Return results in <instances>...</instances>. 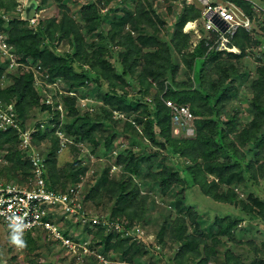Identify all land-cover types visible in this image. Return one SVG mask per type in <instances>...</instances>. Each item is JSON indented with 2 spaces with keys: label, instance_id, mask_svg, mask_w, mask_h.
Segmentation results:
<instances>
[{
  "label": "trees",
  "instance_id": "obj_1",
  "mask_svg": "<svg viewBox=\"0 0 264 264\" xmlns=\"http://www.w3.org/2000/svg\"><path fill=\"white\" fill-rule=\"evenodd\" d=\"M234 1L251 16L254 24L251 29L238 28L230 45L238 48V56L241 58L249 53V49H258L257 60L262 61L264 48L260 47L264 42L255 33L259 15H256L250 2ZM257 2L264 8V0ZM85 10L87 12L84 11V16L87 22L84 29L78 27L67 15L63 17L60 24L63 30L61 37L70 35L71 31L78 33L79 37L75 38V53H67L66 56L55 55L46 45H42L39 36L45 29V23L39 24L38 32H35L22 28L26 22L17 19L12 22L7 40L10 45L17 46V54L22 55L21 60H27L32 56L41 62V66L49 68L54 77H61L73 86L85 85L88 78L85 71H74L75 62L92 63V68L97 74L95 83L98 86H102L100 80L108 83L106 91H100L99 98L106 104L116 105L124 111L126 117L123 126L113 125L114 113H110L105 105H102L100 113L92 118L89 113L80 115L75 100L68 99V116L71 120L66 123V128L69 134L82 135L97 148L101 144L104 147L112 146L120 133L127 138L135 137V144L140 141L145 142L141 151L129 149L125 153L119 152L111 164H105L106 166L103 167L99 183L89 184L84 193L83 202L87 208L90 204L100 207L105 203L106 198L110 197L111 204L108 209L110 212L105 218L109 221H120L119 223L123 226L122 231L114 232L107 231L108 226L102 223L94 225L88 222L90 224L82 225L79 222V225L84 226L85 232L94 233L97 241L92 243L91 247L97 248L102 245L103 253L112 250L113 253L122 255L124 258H129L133 252L141 256L158 255L156 252L151 253L141 240L134 237L132 232L141 227L146 218L150 207V191L154 184H161L162 193L173 192L170 204L174 206L175 214L180 218L178 221L165 220L154 229L156 240L153 245L155 247L161 252L166 248L175 247L170 256L167 254L169 264H208L210 257L214 255L220 256L219 264H247L244 253L237 252L235 244L232 247L228 246L227 242L232 240L237 244L240 243L238 246L243 245L240 240L234 241L232 236V231L236 230L240 219L254 221L256 224L264 220V175L262 174L264 168V67L258 69L260 76L251 82L254 97L248 105V110L254 114L253 122L239 128V121H242L239 117L240 111L229 108L236 96L234 82L239 72L238 67H223L220 56L222 53L217 47H211V36H215L216 33L204 29L202 8L184 0L181 17L173 28L170 43L161 42L158 36H155L157 33L150 37L141 36L137 41L129 31L125 32L122 21L111 24L107 29L103 49L111 44L110 40L118 33H126L119 38L120 43L127 47V51L122 52L121 69L106 68L101 65L99 57L96 60L95 57H91L93 54L91 52L96 51V48L93 45H87L86 35L104 27L105 20L101 15V7L94 5ZM139 12L143 14L147 11L141 5ZM128 14L133 18L138 15L130 10ZM1 18L0 16V20ZM196 20L201 36L194 48L190 50L191 52H187L192 45V32L184 31V26L187 22ZM52 23L57 24L55 19ZM151 24L152 21L149 20L145 25ZM262 28L264 29V26ZM173 49L184 57L191 70L192 75L188 74V81L177 79L179 65L173 64ZM199 62L202 63L200 70L197 69ZM131 76L135 77L139 83L134 97L130 96L125 87V84L133 85ZM168 79L172 80V86L164 92L165 81ZM33 83V74H29L16 79L14 85L0 89V103L2 101L7 105L15 101L14 107L20 120H24L23 124L26 122L30 108L39 101V94ZM152 88L155 89V94L153 98H150ZM148 99H151V102ZM166 99L180 105L189 104L190 110L196 117L194 118V136L179 137L173 134V112L172 108L166 104ZM47 108L49 106L42 104L43 110ZM58 116L57 111L56 117ZM130 116H133V119H130ZM137 124L142 127L139 128ZM14 133H17L16 129L0 130V148L7 149L9 162L5 165L7 179L4 181L13 182L10 181L13 179L15 183L22 184L27 176L32 175L33 168L31 161L23 159V153L13 146L12 143L16 139ZM42 134H38L39 141L48 136L51 137L49 132ZM53 140L56 145L58 140L56 138ZM56 149L55 146L48 153L45 176L53 183L54 189L65 190L68 180L76 183L75 185L80 182V176L86 173L87 167L81 163L78 155L74 162H65V165H60ZM161 155L186 159L191 162V165L186 164L188 166L181 170V167L173 168L165 164L160 171L154 172L152 168L160 161ZM114 164L122 167V174L118 180L109 177L110 169ZM17 167L22 169L24 177L14 175ZM211 175L214 178H211ZM136 176L142 177L138 181ZM1 180L3 178L0 177ZM175 183H179L181 187L179 191H175ZM189 188H195L201 192L205 199L202 202L211 200L216 204L219 202V204L232 205L237 210V214L235 217L229 214L205 217L187 202ZM144 189L147 192H144ZM244 189L247 195L246 198H241L240 191ZM58 222L64 225L60 220ZM64 228L67 233L69 229ZM31 233L48 235L42 228ZM250 245L256 253H262L261 250H264V240L261 241V247L254 242ZM260 257L259 262L254 260L250 264H264V255ZM152 259L154 260L150 264L158 263V259ZM99 264L103 263L99 262Z\"/></svg>",
  "mask_w": 264,
  "mask_h": 264
},
{
  "label": "rangeland",
  "instance_id": "obj_2",
  "mask_svg": "<svg viewBox=\"0 0 264 264\" xmlns=\"http://www.w3.org/2000/svg\"><path fill=\"white\" fill-rule=\"evenodd\" d=\"M223 1L234 3L239 9L244 11V8L234 0ZM246 1L250 2V0ZM255 1L257 2L258 0ZM186 2L194 3L196 7L199 6V8H201L196 0H186ZM13 3L15 4L12 5ZM94 5L101 7V15L105 22L104 27L95 30V33L92 32L93 35H86L85 41L87 45L90 44L96 48V51L91 52L93 53L91 57H95V60L99 57L101 65L106 68L121 69V61L123 58L122 52L127 51V47L120 43L119 38L120 36H125L126 33H118V35L110 40L111 44L103 49L108 32L107 29H109L110 25L122 21L125 32L129 31L135 36L137 41L141 36L150 37L152 34L154 35L157 33L155 36H158L161 42L170 43L173 28L181 17L184 0H141V2L139 0H0V16L2 17L0 20V31H2L8 38L9 31L12 28V22L17 19L26 22V24L22 25V28L33 30L35 32H38L39 24L45 23V29L39 36L42 45H46V47L53 51L55 55L66 56L67 53L76 52L75 38H78L79 36L78 33H72L71 31L70 35L61 37L63 30L61 29L60 24H62L63 17L66 15L71 17L78 27L84 29L87 22L84 16V11L87 12L85 9ZM141 5L145 7V11L147 12H144L143 14L139 12ZM31 6H34L36 10V16L34 17L36 18L35 23H31L28 19V10ZM129 10L138 14L134 16L136 18H133V16L128 14ZM254 11L257 13L256 15H259V17H257L258 21L255 33L257 37L264 42V29L262 28L264 26V10ZM89 13H91V11H89ZM53 19L56 20V25L52 23ZM149 20L152 21V24L149 26L145 25ZM190 22L191 21L187 22L184 26V31L192 32V45L188 48L187 52H191L190 50L194 48L197 41L200 39V32H197L188 26ZM193 25L194 24H192V26ZM263 44L260 47L261 49L264 48ZM11 45L12 50L17 53V46L15 44ZM171 47L173 48L172 45ZM237 49L234 51L219 52L222 53L220 56L223 60V67H238L239 72L234 82L236 96L233 99L232 104L229 105V108L234 111H240L239 117L242 118V121H239V128H242L250 125L254 119V114L248 110V105L254 97V93L251 89V82L253 79L260 76L258 69L264 67V60H257V55L259 53L258 49H249V53L243 58L238 56L239 50ZM172 53L173 64L179 65L177 79L180 81H188L189 76L190 74L192 75V73L186 64L184 57L179 52H175L174 49ZM229 53L233 54L230 55ZM17 57V62L20 64L11 68L9 67V60L0 52V69H2V72H0V89H6L7 87L14 85L16 79L20 77H26L29 74H33V84L39 94V103L35 102L33 104L26 116V122L23 124L22 121L24 120H20L14 107L15 101L7 105L1 101L0 130H17V133H14L16 134V139L12 144L23 153V159L31 161V155L34 154V151L41 154L46 162L48 153L55 146L57 148L56 155H58L57 158L60 165H65V162H74L75 157L78 155L77 157L82 161L81 163L87 167L86 173L80 176L81 180H79L80 182L77 184L81 185V193L82 196H84L89 184L97 185L99 183L103 174V167L106 166L105 164H111L113 159H116L115 157L119 152L123 151L125 153L129 149H134L135 151H141L143 149L142 147L145 145L144 141L135 144V137L131 136L130 138H127L121 133L118 135L119 137L115 140L112 146L104 147L103 144H101L98 148L84 136L76 134L71 135L68 133L66 123L71 120V117L68 116V99L75 100L80 115L89 113V115L94 118L100 113L101 106L105 105L110 113H114L113 125L119 124L123 126L125 121L124 119L126 116L124 111L119 109L116 105L106 104L101 98H99V95H101L100 91H106L108 83L104 80H100L102 86H98L95 83L97 74L96 70L92 68V63L80 64L75 62L74 71H85V74L88 76L85 85L78 87L69 84L61 77H54L50 73L49 68L41 66V62L32 56L24 61L20 59L22 55L17 54ZM201 65L202 63L199 62L197 66L198 70L201 69ZM131 79L133 85L125 84V87L130 96L134 97L137 93L136 91H138L139 83L135 77L131 76ZM165 83L164 92L172 86V80L168 79ZM154 94L155 89L152 88L149 95L150 98H153ZM167 100L169 99H166L165 101ZM148 101L151 102V99H148ZM42 104L49 106V108L43 110ZM11 105H13L14 110ZM186 105L189 107V104ZM6 111H11V119L13 120L15 118V121H4L5 123H3L2 116L5 117ZM13 111L15 116H13ZM57 111L59 112L58 117H56ZM227 117L228 116L226 115L225 118L227 119ZM129 118L133 119V116H130ZM194 118H196L195 115ZM137 126L139 128L142 127L138 124ZM189 127L192 128L190 131ZM47 132L50 133L51 137L48 136L39 141L38 134L43 133L42 135H45ZM173 134L179 137L194 136V119L190 120L187 126L184 125V123H176L174 120ZM53 138L58 140L56 145ZM98 138L100 139L99 136ZM136 141H138V139H136ZM165 155L166 153L164 156ZM160 158V161L152 168L154 169V172L160 171L165 164H168V166L173 168L181 167V170H184L188 165H191L190 161L179 159L178 157L176 159L172 157H163L161 155ZM8 164L7 149L0 148V177L3 178V180H1L3 182L7 179L5 165ZM121 174L122 167L114 164L110 169L109 177L110 179L118 180L121 177ZM262 174L264 175V168ZM14 175L17 177H24L23 171L20 167L16 168ZM33 177L34 174L32 173L31 176L29 175L26 177V181H23L24 183L22 184H27L30 178ZM141 177L136 176V179L139 181ZM211 178H214V176L211 175ZM10 181L14 182L13 179ZM51 184L53 185L52 182ZM74 184L76 183L68 180L67 188ZM175 188V191L181 189L179 183H175ZM144 192L147 191L144 189ZM172 193L173 192L171 191L169 194H164L162 193L161 184H154L153 189L150 191V207L146 213V218L142 222V226L136 228L134 232H132L134 233V237L141 240L151 253L156 252V254H158L156 256L153 254L141 256L139 253L133 252L129 258H124L122 255L113 253L112 250L108 253H103L101 248L102 245L97 248L91 247L92 243L94 244L97 240L95 239L93 232H85V228L82 226L90 223L81 221L82 225H79L80 217H73L75 219L67 217L68 215L58 208L57 210L50 209V212H53L57 216V219H60L64 224L62 227L64 226L69 229L68 233H71V236L76 239L77 243L88 241L89 247L87 250L80 247L76 252H73L61 242L54 240L52 236L43 234L38 235V233H27L26 235H23L22 238L25 243L23 246H20L12 243L10 240L12 229L8 228L7 225H3V223H0V264H99V262L103 264H150V262L154 260L152 258L158 259L157 264H169L167 254L170 256L172 252H174L175 247L166 248L161 252L153 244H155L156 240L154 229H156L157 225L165 220L178 221L180 219L179 216L175 214L174 206H171L170 204ZM200 193L201 192L198 189L189 188L186 200L190 205L195 207L198 213L203 214L205 217H214L215 215L222 216L226 214L235 217L237 214V210H235L232 205L225 203L219 204V202L216 204L211 200L202 202L205 199ZM240 193L241 198H246V189L241 190ZM110 204L111 198L107 197L105 203L100 207H96L95 204H90V207H88L89 210H87L93 214L108 217ZM218 206H220V208H218ZM112 222H114L115 225L118 224L120 226V230L117 229L119 232L122 231L123 226L119 223L120 221L114 220ZM63 230L66 231L65 228ZM109 230L114 231L111 228H107V231ZM232 232L234 241L240 240L243 245L238 246L240 243L237 244L236 241L232 242V240H228L229 242H227V245L233 247V244H235L237 252L244 253L243 255H245L247 264L252 263L254 260L259 262L261 258L260 256L264 255V250H261L262 253H256V251L252 249L250 243L254 242L261 247V241L264 240V220L256 224L254 221L240 219L238 227ZM31 237L33 238L31 239ZM166 239H168L167 235ZM219 260L220 256H211L208 264H219Z\"/></svg>",
  "mask_w": 264,
  "mask_h": 264
},
{
  "label": "built area",
  "instance_id": "obj_3",
  "mask_svg": "<svg viewBox=\"0 0 264 264\" xmlns=\"http://www.w3.org/2000/svg\"><path fill=\"white\" fill-rule=\"evenodd\" d=\"M196 2L202 8L204 29L216 33L215 36H211V47L215 46L219 51H234L237 49L236 46L230 45V41L238 28H252L254 23L251 16L231 2L223 0H196ZM250 2L254 10H264L255 0H250ZM214 14H217L227 23L226 31H221L213 23L212 16ZM29 21L35 23L36 18L29 19ZM192 24L194 25L192 26ZM188 26L199 32L197 20L191 21ZM0 52L9 60V67L13 68L15 65L20 64L17 62V53L12 50V45L8 43L7 37L2 31H0ZM166 104L173 109V119L176 123H184L187 126L190 120L194 119V115L187 105H177L172 100H167ZM11 106L14 110L13 105ZM0 107L2 108V104ZM10 112L6 111L5 117L2 116L3 123H5L4 121L10 122L12 120ZM13 116H15L14 111ZM13 120L15 121V118ZM191 129L189 127V131ZM33 153L31 155V163L34 177L30 178L27 184L0 181V223L7 225L8 228H11V225L17 221L23 223V235L42 228L54 240L61 242L73 252H76L80 247L87 250L89 247L88 241L77 243L71 233H66L63 230L62 224L58 222L60 219H57V216L50 212V209L57 210L60 208L68 215L67 217H80L79 222L102 223L114 231L120 230V226L117 223L115 225L114 222L109 221L105 216H99L88 211L89 209L83 202L80 184H74L66 190L54 189L51 181L45 176V159L41 154L34 151Z\"/></svg>",
  "mask_w": 264,
  "mask_h": 264
},
{
  "label": "clouds",
  "instance_id": "obj_4",
  "mask_svg": "<svg viewBox=\"0 0 264 264\" xmlns=\"http://www.w3.org/2000/svg\"><path fill=\"white\" fill-rule=\"evenodd\" d=\"M11 236L10 240L12 243L23 246L25 241L23 240V230H24V225L23 223L17 221L16 223H13L11 225Z\"/></svg>",
  "mask_w": 264,
  "mask_h": 264
},
{
  "label": "water",
  "instance_id": "obj_5",
  "mask_svg": "<svg viewBox=\"0 0 264 264\" xmlns=\"http://www.w3.org/2000/svg\"><path fill=\"white\" fill-rule=\"evenodd\" d=\"M36 16V10L34 6H31L28 10V19H32ZM212 21L213 23L221 29V31H226L227 30V23L221 19L217 14H214L212 16Z\"/></svg>",
  "mask_w": 264,
  "mask_h": 264
}]
</instances>
